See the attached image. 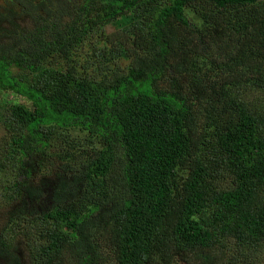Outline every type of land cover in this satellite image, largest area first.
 I'll use <instances>...</instances> for the list:
<instances>
[{
    "label": "trees",
    "instance_id": "obj_1",
    "mask_svg": "<svg viewBox=\"0 0 264 264\" xmlns=\"http://www.w3.org/2000/svg\"><path fill=\"white\" fill-rule=\"evenodd\" d=\"M109 23L127 74L78 54ZM0 90V264H264V0H0Z\"/></svg>",
    "mask_w": 264,
    "mask_h": 264
},
{
    "label": "rangeland",
    "instance_id": "obj_2",
    "mask_svg": "<svg viewBox=\"0 0 264 264\" xmlns=\"http://www.w3.org/2000/svg\"><path fill=\"white\" fill-rule=\"evenodd\" d=\"M131 20V19H130ZM25 25H29L28 22H23ZM127 24H130V22H127ZM126 24V25H127ZM6 27H9V25L6 23ZM125 26H121V23H109L107 24L103 29L96 30L94 33H92L88 40L84 43L81 49L78 50V54L82 57H88V55H93V51L101 52L105 55L106 58H110L111 61L99 57V62L96 63V65H92V70L95 69V73L97 71H104L106 74H127L129 70H126L130 67V60L125 61L124 57L129 51L130 55L133 57H137L138 54H143L147 49L145 48H133L131 47L132 42L134 39L130 40L128 45H125L126 43V37L123 35V33H120V31H124L123 29H126ZM116 36L125 37L124 39L120 40L119 43L115 41ZM218 43V42H217ZM129 55V54H127ZM126 55V56H127ZM217 55V54H216ZM107 61L109 63H107ZM115 61H118L115 63ZM218 62H221V59L218 58ZM169 72L166 70V73L161 81V83L164 85V87H168L170 84V79L168 76ZM259 97L253 98V102L258 103ZM14 104H25L27 106H30L31 104L24 99L23 97L14 95L13 93H10L6 90H0V109L3 108V106H10ZM2 121V118H0V123ZM88 141L85 138L84 134H82L80 131L75 129H67V130H60L58 131L54 137L52 138L51 144L52 147L48 151L47 156L50 155V158L54 160L53 165L58 164V158L55 156H61L62 158H65L66 155H70L71 153L78 154L83 149H86L88 147L87 145ZM85 147V148H83ZM86 150H89L86 149ZM75 157L79 155H74ZM45 158L42 159V161ZM41 161V163H42ZM52 166L48 167V169H42L43 173L41 172L38 176V179L40 180L45 174H47ZM14 177L12 176H4L0 175V193L4 186H10ZM222 186V185H221ZM3 209V208H1ZM4 211L0 210V229L4 224L3 218H4ZM240 250L236 249L233 250L231 253L228 254L227 261L229 263H236L239 255ZM107 256L110 259V255L107 254ZM180 264H194L193 261L189 263H180ZM227 264V263H226Z\"/></svg>",
    "mask_w": 264,
    "mask_h": 264
}]
</instances>
